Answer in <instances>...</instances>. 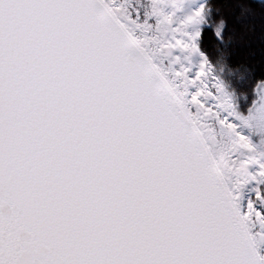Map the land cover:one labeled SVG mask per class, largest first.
Masks as SVG:
<instances>
[{
  "label": "snow or ice",
  "instance_id": "obj_1",
  "mask_svg": "<svg viewBox=\"0 0 264 264\" xmlns=\"http://www.w3.org/2000/svg\"><path fill=\"white\" fill-rule=\"evenodd\" d=\"M232 39L216 0H0V264H264Z\"/></svg>",
  "mask_w": 264,
  "mask_h": 264
},
{
  "label": "trees",
  "instance_id": "obj_2",
  "mask_svg": "<svg viewBox=\"0 0 264 264\" xmlns=\"http://www.w3.org/2000/svg\"><path fill=\"white\" fill-rule=\"evenodd\" d=\"M216 3L219 5L221 14L227 22L228 31L233 37L229 48L231 63L246 64L255 71L256 76L261 75L264 73V30L254 28L251 21L243 23L242 19L254 15L264 17V1L216 0ZM237 5L243 6V11ZM238 21L240 24L243 23L242 26ZM236 35L241 38L240 42ZM217 72L222 75L225 83L235 79L238 74L225 62L217 65Z\"/></svg>",
  "mask_w": 264,
  "mask_h": 264
},
{
  "label": "rangeland",
  "instance_id": "obj_3",
  "mask_svg": "<svg viewBox=\"0 0 264 264\" xmlns=\"http://www.w3.org/2000/svg\"><path fill=\"white\" fill-rule=\"evenodd\" d=\"M247 21H251V22H253V24H254V28H257V30H264V17L263 16H253V17H249L248 16V18L246 17V18H243L242 19V22L244 23V22H247ZM241 22V24H240V21H238V23L240 24V26H242V23ZM261 28H263V29H261ZM236 38H237V40H239V42L241 41L240 39V37H239V35H236ZM235 39V38H234ZM264 40V39H263ZM238 42V41H237Z\"/></svg>",
  "mask_w": 264,
  "mask_h": 264
}]
</instances>
